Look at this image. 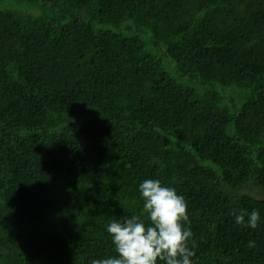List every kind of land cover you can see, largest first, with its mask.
<instances>
[{"label": "trees", "instance_id": "trees-1", "mask_svg": "<svg viewBox=\"0 0 264 264\" xmlns=\"http://www.w3.org/2000/svg\"><path fill=\"white\" fill-rule=\"evenodd\" d=\"M36 1L56 18L0 7V264L117 256L145 179L187 201L193 264H264V0Z\"/></svg>", "mask_w": 264, "mask_h": 264}, {"label": "clouds", "instance_id": "clouds-1", "mask_svg": "<svg viewBox=\"0 0 264 264\" xmlns=\"http://www.w3.org/2000/svg\"><path fill=\"white\" fill-rule=\"evenodd\" d=\"M145 226L140 215L132 214L107 225L117 256L94 259L91 264H193L196 244L192 241L187 201L174 187L163 186L158 179H145L139 184ZM235 223L255 229L260 220L258 210L233 212ZM247 217V219H246ZM191 242V247L189 246ZM249 241L248 247H254Z\"/></svg>", "mask_w": 264, "mask_h": 264}, {"label": "rangeland", "instance_id": "rangeland-1", "mask_svg": "<svg viewBox=\"0 0 264 264\" xmlns=\"http://www.w3.org/2000/svg\"><path fill=\"white\" fill-rule=\"evenodd\" d=\"M0 7L7 9V10H11L12 12L18 15H32V16H37V17H42V18H56V14H57L55 10H53L48 4H45L41 1H36V0H0ZM97 26L102 27V28L103 27L112 28L115 31L128 33L125 29L122 28V26L115 27V26H109L105 24L104 25L97 24ZM130 32H131L130 34H132V31ZM143 37L145 40H147L145 35H143ZM152 52L158 54V56L163 60L164 66L171 73L172 70L169 69V66H171L170 65L171 59L170 58L168 59L162 50L152 49ZM239 90L240 89L236 87H232V88H224L223 90H219V91L223 93L225 97L226 95L229 97L234 92V96L236 99L235 105H236V108L238 109L242 103L240 100H238L240 98L238 94ZM225 103H226V100H225ZM245 191L253 192V194L255 195L259 194V191L253 185H250L249 188L245 189ZM259 197H264V195H261Z\"/></svg>", "mask_w": 264, "mask_h": 264}]
</instances>
